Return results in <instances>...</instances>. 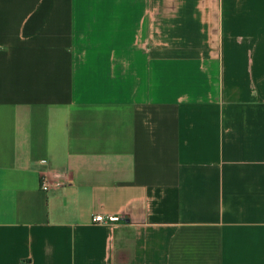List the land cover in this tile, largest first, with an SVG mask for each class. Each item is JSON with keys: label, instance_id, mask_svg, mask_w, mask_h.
Instances as JSON below:
<instances>
[{"label": "crops", "instance_id": "0c3cea01", "mask_svg": "<svg viewBox=\"0 0 264 264\" xmlns=\"http://www.w3.org/2000/svg\"><path fill=\"white\" fill-rule=\"evenodd\" d=\"M0 264H264V0H0Z\"/></svg>", "mask_w": 264, "mask_h": 264}, {"label": "built area", "instance_id": "2783aa9c", "mask_svg": "<svg viewBox=\"0 0 264 264\" xmlns=\"http://www.w3.org/2000/svg\"><path fill=\"white\" fill-rule=\"evenodd\" d=\"M63 184H64L63 181L57 180L55 182H51L49 179L45 177V178H42L41 180V190L44 192H49L53 188H58V187L63 186ZM113 220L114 218L106 220L102 215H96L93 218V221L97 223H106V222L113 221Z\"/></svg>", "mask_w": 264, "mask_h": 264}]
</instances>
